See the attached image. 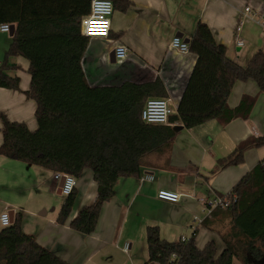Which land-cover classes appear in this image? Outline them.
I'll return each instance as SVG.
<instances>
[{"label": "crops", "instance_id": "crops-1", "mask_svg": "<svg viewBox=\"0 0 264 264\" xmlns=\"http://www.w3.org/2000/svg\"><path fill=\"white\" fill-rule=\"evenodd\" d=\"M127 1L131 5L125 11L113 9L109 37L88 40L81 66L90 87L119 86L124 82L144 84L159 79L174 115L197 58L190 52L181 54L171 49L173 38L189 42L196 25L205 24L215 42L225 46L227 57L241 67L248 64L256 51L264 50V27L258 23L264 15L261 0ZM37 7V12H71L65 10L64 0L39 2ZM245 8L251 13L242 19ZM11 37L0 32V64ZM117 45L127 49V57L120 62L112 55ZM8 62L17 67L9 76L19 79V91L0 88V129L4 117L9 122L24 123L33 132L37 129L36 105L25 95L30 87L29 63L19 56L9 58ZM243 97L255 98L246 120L235 119L227 125L210 121L188 130L182 127L174 131L175 137L165 147L142 157L139 178L153 176L154 180L141 183L139 178L118 179L114 197L103 205L91 235L69 228L78 211L95 201L97 185L89 169L76 180L77 197L70 217L64 225H58L56 218L65 199L60 200L56 210L55 200L36 195L40 190L54 198L61 195L54 173L0 157V190H4L0 191V200L6 201L0 213L13 214V220L16 213H21L23 221L24 216L32 217L28 224L21 223V234L3 233L8 227L0 225L3 228L0 251H10L24 237L32 236L34 244L44 251L35 264H145L148 259L145 230L155 226L167 242L189 240L194 234L199 250L212 241L216 255H220L225 248L222 238L233 240L229 233L231 219L223 212H215L212 218L204 217L202 201L213 194L228 195L264 159L263 146L246 151L241 165L226 168L218 165L240 142L264 136V95L258 92L254 82H239L231 91L228 107L236 108ZM175 126L182 125H171ZM19 188L22 195L16 199L12 194L18 193ZM159 190L181 194L180 202L159 200ZM51 204L52 216L48 217L46 208ZM194 216L201 218L200 221L194 222ZM124 247L127 253L123 252ZM262 252L264 256V249ZM0 264L16 262L8 260ZM232 264H264V260L250 263L243 248Z\"/></svg>", "mask_w": 264, "mask_h": 264}, {"label": "trees", "instance_id": "trees-1", "mask_svg": "<svg viewBox=\"0 0 264 264\" xmlns=\"http://www.w3.org/2000/svg\"><path fill=\"white\" fill-rule=\"evenodd\" d=\"M44 1L51 0H0V24L15 26L0 64V88L19 91V79L9 76L17 67L8 60L16 56L27 60L30 87L25 95L36 105L37 124L31 132L24 123L1 117L0 157L75 180L89 169L97 185L95 201L82 207L69 222V228L82 235L95 232L102 207L114 197L118 179L139 178L140 159L175 137L171 125L180 123L188 130L210 121L227 125L235 119L246 120L255 98L243 97L234 109L227 105L239 82H254L264 95V50L256 51L241 67L227 57L225 46L215 42L209 28L198 23L188 42L189 52L197 59L176 113L169 117L167 126L145 124L141 120L145 102L166 98L162 82L156 79L144 84L90 87L81 66L89 39L81 36L79 23L89 12L91 0H64L65 10L71 12H37L38 3ZM109 1L113 9L121 11L131 5L127 0ZM263 146L264 136L247 138L218 165H241L246 151ZM228 194L236 197L233 206L215 210L208 217L223 212L231 219L229 233L234 241L224 236L225 248L220 255H216L212 241L199 250L194 234L186 242H167L157 227L149 226L145 230V264H232L243 248L250 263L263 261L264 159ZM76 197L75 189L65 197L56 218L58 225L70 217ZM21 220V213H16L12 225L2 232L21 234ZM43 255L33 237L26 236L12 250L0 251V263L15 260L16 264H35Z\"/></svg>", "mask_w": 264, "mask_h": 264}, {"label": "built area", "instance_id": "built-area-1", "mask_svg": "<svg viewBox=\"0 0 264 264\" xmlns=\"http://www.w3.org/2000/svg\"><path fill=\"white\" fill-rule=\"evenodd\" d=\"M251 10L245 8L241 14L242 19L250 16ZM113 14V5L109 0H91L89 5V12L87 15L80 19V34L86 38H101L107 39L109 37L111 16ZM259 25L264 27V15L261 17ZM242 22H240V25ZM10 26L8 24H0V32L9 33ZM241 42H238L240 46ZM171 49L181 53L186 54L189 52L188 44L181 41L179 38H173L170 42ZM114 58L117 61H123L127 57V49L122 45H117L113 49ZM171 116V111L168 107V100L165 98H152L148 99L143 106L141 111V120L148 125H159L167 126L169 125V117ZM63 178V184L61 186L60 192L64 197L69 196L76 186V180L69 175L65 174H54V179L60 181ZM154 180L153 176L140 177L139 181L152 182ZM182 195L177 194L167 190H159L157 193V198L159 200L168 203H178L180 202ZM236 201L234 195H218L213 194L211 197L206 198L202 201V213L204 217H209L213 211L218 209H229L233 206ZM201 218L193 217L194 222H199ZM0 225L2 227H9L11 225L10 215L7 211L0 213ZM181 242H186L185 238H181ZM124 253H127V248L124 247Z\"/></svg>", "mask_w": 264, "mask_h": 264}, {"label": "rangeland", "instance_id": "rangeland-1", "mask_svg": "<svg viewBox=\"0 0 264 264\" xmlns=\"http://www.w3.org/2000/svg\"><path fill=\"white\" fill-rule=\"evenodd\" d=\"M168 107H169V109H170V111L171 112H173V109H172V107H171V104L170 103H168ZM42 170V169H41ZM22 186V189H24L25 188V186H23V185H21ZM31 187V186H30ZM41 189V188H40ZM3 189H1L0 191H2ZM4 191V190H3ZM18 193H16V194H12V195H15L16 196V199H20V196L22 195L21 193H22V191H21V188H19V190L17 191ZM36 195H42V197H48L49 198V201L50 200H55L56 202H52L53 204H54V206H55V209L57 210L58 208H59V202H60V200H64L65 198H64V196L63 195H60V196H57V197H52V196H49V195H47L46 194V192H43V190H40L39 192H38V194H36ZM39 196H37L36 197V199L39 197ZM5 203H6V201L5 200H0V210H1V208H2V206H4L5 205ZM30 203H32V204H34L35 205V202H30ZM53 204H51L50 206H48L47 208H46V211H47V216L48 217H51L52 216V214L50 213V211H51V209H52V205ZM10 211H13V210H10ZM14 211H16V210H14ZM16 213V212H15ZM23 219H24V221L22 220L21 221V223H24V224H28L29 222H30V220L32 219V217H28L27 218V216H24L23 217ZM3 228H1L0 227V233H1V230H2ZM4 230V229H3ZM264 249V248H263Z\"/></svg>", "mask_w": 264, "mask_h": 264}, {"label": "water", "instance_id": "water-1", "mask_svg": "<svg viewBox=\"0 0 264 264\" xmlns=\"http://www.w3.org/2000/svg\"><path fill=\"white\" fill-rule=\"evenodd\" d=\"M13 33H14V26L11 25L10 30H9V35L12 36ZM184 43L188 44V40H185ZM112 55L114 56V52H112ZM181 129H182V126H175L173 128V131L177 132V131H180ZM62 184H63V178L58 182L59 194H61L60 189H61ZM10 221H11V223L13 222V214H11V213H10Z\"/></svg>", "mask_w": 264, "mask_h": 264}]
</instances>
